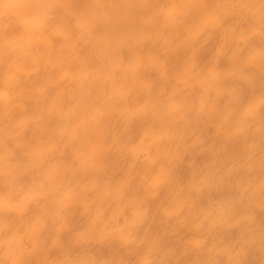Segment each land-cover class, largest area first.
Segmentation results:
<instances>
[{
    "label": "clouds",
    "instance_id": "1",
    "mask_svg": "<svg viewBox=\"0 0 264 264\" xmlns=\"http://www.w3.org/2000/svg\"><path fill=\"white\" fill-rule=\"evenodd\" d=\"M0 264H264V0H0Z\"/></svg>",
    "mask_w": 264,
    "mask_h": 264
}]
</instances>
